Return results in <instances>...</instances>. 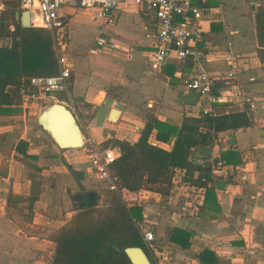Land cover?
<instances>
[{
  "label": "crops",
  "instance_id": "obj_1",
  "mask_svg": "<svg viewBox=\"0 0 264 264\" xmlns=\"http://www.w3.org/2000/svg\"><path fill=\"white\" fill-rule=\"evenodd\" d=\"M0 3L20 20L18 16L23 10L17 0H0ZM11 3L16 7H9ZM208 6L213 10V17L204 22L207 59L196 65L191 58L183 62L171 59L160 71L151 70L148 62V52L153 50L156 41L155 25L137 3H121L116 10L117 20L110 25L116 28L123 21L140 25L137 48L130 42L127 51L121 52L113 36L103 33L109 44H99L96 37L101 32L102 20L98 18L99 32L89 48V57L80 48H72L70 19L83 9L64 6L73 74L68 91H60L53 98L74 112L86 143L78 149L59 148L37 119H33L41 111L38 100L1 107L0 264H53L55 237L61 229L83 222V215L99 219L96 211L99 208L109 211L111 202L107 193L110 190L102 186L91 170L87 154L89 142L99 146L115 139L137 142L149 115L181 126L185 116L198 117L206 111L224 114L245 110L253 117L250 126L220 132L215 145L209 146V156L203 155V147L193 151L191 160L201 163L213 159L224 171L235 173L229 179L218 169L211 170L213 178L208 183L214 200L204 201L195 208L190 200L180 203L175 197L170 199V183L162 184L160 190L124 189V200L129 207L141 202L143 219L138 222L154 230L159 246L164 248L162 264H212L199 259L205 250L215 253L216 264H264V46L259 43L255 19L264 0H223V6L218 0H208ZM1 23L2 19L0 36L13 37L3 35ZM9 30H16L14 22ZM230 40L232 48L228 44ZM229 51L234 54L237 78L218 85L221 100L209 102L197 91L186 88V80L197 72L230 68L229 61L223 58ZM248 99L254 102V108ZM150 141L169 150L174 145V139L157 141L155 133ZM21 149L27 150V155ZM228 151H235L236 158L240 157L242 162L229 163L223 159V153ZM54 171L67 183H71L72 175L77 189L70 191L67 187V196L62 198L58 186L54 187L59 181L53 177ZM220 179L226 182L224 189L218 188ZM90 191L95 192L97 204L81 207L76 195ZM88 209L95 213H85ZM174 228L191 235L189 247L171 241Z\"/></svg>",
  "mask_w": 264,
  "mask_h": 264
},
{
  "label": "trees",
  "instance_id": "obj_2",
  "mask_svg": "<svg viewBox=\"0 0 264 264\" xmlns=\"http://www.w3.org/2000/svg\"><path fill=\"white\" fill-rule=\"evenodd\" d=\"M8 11L3 13L2 33L12 34L15 40L12 47H0V110L3 106L23 103L21 86L24 78L59 72L51 31L40 27H23L12 12V20L9 21ZM255 19L258 40L264 46V6L257 9ZM11 22L16 25L13 32L9 30ZM214 94H220L218 88ZM252 123L253 117L246 110L224 114L207 112L198 117L185 116L181 126L149 115L137 142L115 139L106 143L104 146L112 145L120 151L112 167L118 177L121 192L111 191L109 214L103 218L84 220L59 231L55 237L53 264H133L124 250L128 246H142L149 253L138 225V221L143 219L142 204L138 202L129 207L122 190H160L162 184L171 182L176 168L185 169L187 179L192 181H199V178H194L196 172L205 174V183L208 185L213 174L210 167L191 160L194 149L213 147L220 132L247 127ZM153 133L160 142L174 139L173 148L169 150L151 143ZM20 151L27 155V150ZM236 155L235 151H228L223 153V159L229 163L242 162ZM169 188L168 185V194ZM212 197L213 189L208 185L204 201L214 200ZM216 209H220L219 205ZM92 211L88 209L85 213ZM190 237L188 232L174 228L170 239L187 248L190 246ZM199 259L203 263L218 262L211 250L203 251Z\"/></svg>",
  "mask_w": 264,
  "mask_h": 264
},
{
  "label": "built area",
  "instance_id": "obj_3",
  "mask_svg": "<svg viewBox=\"0 0 264 264\" xmlns=\"http://www.w3.org/2000/svg\"><path fill=\"white\" fill-rule=\"evenodd\" d=\"M21 10H29L32 27H42L52 32L54 48L56 51L59 72L54 75H36L23 79L21 93L24 103L38 100L39 102H51L54 93L68 91L69 81L73 74V62L71 60L67 43L66 26L67 15L62 11L64 6H80L82 8H98V18L102 20L101 32L96 37L99 44L107 45L109 40L104 36L103 29L106 25L114 24L117 20L116 10L121 3L135 1L145 15L155 25L156 41L153 50L148 52V62L151 70L160 71L171 59L183 62L187 58L193 60V64H199L207 59L208 45L204 22L213 17V10L208 6V0H17ZM223 6V0H218ZM6 6L0 3V22ZM14 30V26H11ZM204 43V45L202 44ZM202 44V45H201ZM233 47V42H228ZM12 36H0V47H12ZM117 47L115 43H112ZM229 61L230 68L209 72L206 70L195 73L185 82L188 90L197 91L209 102L221 100L222 96L214 94V90L223 81L228 82L237 78L232 51L223 57ZM252 108L254 102L247 100ZM206 111L205 113H207ZM91 170L100 179L102 186L110 191L121 192L118 177L113 170V163L119 157L118 148L108 145L99 146L95 142H89L87 147ZM213 171L223 172L227 178L232 179L233 171H224L218 167L213 159L201 161ZM172 175L169 196L180 201L190 200L192 207L202 206L207 192L206 175L196 172L195 179L188 180L185 169L176 168ZM187 176V177H186ZM150 191V190H149ZM125 199L124 189L122 190ZM143 222H138L143 240L149 251L152 261L162 264L160 258L164 257L161 246L152 228L143 227Z\"/></svg>",
  "mask_w": 264,
  "mask_h": 264
},
{
  "label": "water",
  "instance_id": "obj_4",
  "mask_svg": "<svg viewBox=\"0 0 264 264\" xmlns=\"http://www.w3.org/2000/svg\"><path fill=\"white\" fill-rule=\"evenodd\" d=\"M23 27H32L31 14L29 10H23L18 16ZM41 112L37 116V122L43 130L54 140L61 149H78L85 146L86 139L81 124L74 112L64 103L45 102L42 103ZM247 108V106H245ZM117 111V110H116ZM114 118V115L112 116ZM203 155L211 154V147L205 146L202 149ZM225 180L218 181V188H225ZM76 196L88 197L81 201V207L95 206L97 200L94 198L95 192H83ZM125 252L133 264H153L149 253L142 246L125 247Z\"/></svg>",
  "mask_w": 264,
  "mask_h": 264
},
{
  "label": "rangeland",
  "instance_id": "obj_5",
  "mask_svg": "<svg viewBox=\"0 0 264 264\" xmlns=\"http://www.w3.org/2000/svg\"><path fill=\"white\" fill-rule=\"evenodd\" d=\"M130 4L135 5V1H131ZM8 5L9 7H12V9L13 7H16L14 3L8 4ZM82 9L83 11H79L76 15H73L72 18L70 19V31H71V36L73 39L72 48H76V49L80 48L82 52L86 53V55L89 57L91 56L89 52V48L93 46L92 44L94 42V39L96 35H98V32H99V23L97 22L99 9L98 8H85V9L82 8ZM8 10H9L7 12L9 16L8 20L11 21L13 11H11L10 9ZM103 34H105L106 36L107 34L112 35L113 39L117 43L120 44L121 52H126L128 49V46H130V44H128L130 42H133L132 45L134 46V48H137L136 42L140 41L139 36L141 35V27L136 22L127 21L126 23H124L123 21V22H120V24H118L116 28L109 25L103 30ZM93 56H97V55H93ZM102 59L109 60V57H103ZM123 63L124 61L122 60V64ZM228 64L230 63L228 62ZM54 94H58V92H55ZM52 102H59V101L53 100L50 103ZM39 106L42 108L44 107V105L42 106L41 102H39ZM40 112L41 111H38L36 115H33L34 120L37 119V116L39 115ZM82 152H83L84 159L88 161V157H87L85 150H83ZM53 156H56V155H53ZM57 158L60 159L58 156ZM53 174H54L53 177L59 178L60 173H58L57 171H54ZM69 178L71 179V183H67L66 181H63L60 178H59V181H56V182L54 181L55 182L54 187L58 186V193L60 192V196H62V198L67 196V192H66L67 187L70 191L71 189H77L76 180L74 179V177L70 175ZM70 184H73V188ZM111 193H112L111 191L107 193L108 198H110ZM181 202L182 201H180V203ZM96 211L98 213L99 219L109 214V211H107L106 208H99ZM93 212L95 213V210ZM82 218L83 220H88L93 217H91V215L89 216L83 215Z\"/></svg>",
  "mask_w": 264,
  "mask_h": 264
},
{
  "label": "flooded vegetation",
  "instance_id": "obj_6",
  "mask_svg": "<svg viewBox=\"0 0 264 264\" xmlns=\"http://www.w3.org/2000/svg\"><path fill=\"white\" fill-rule=\"evenodd\" d=\"M86 198L88 197H80V196H76L75 199L78 201V202H81L83 200H86Z\"/></svg>",
  "mask_w": 264,
  "mask_h": 264
}]
</instances>
